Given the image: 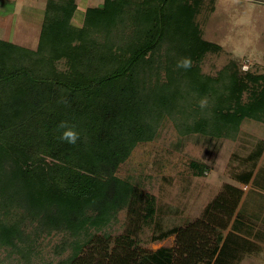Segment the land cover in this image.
Returning <instances> with one entry per match:
<instances>
[{"label":"trees","instance_id":"1","mask_svg":"<svg viewBox=\"0 0 264 264\" xmlns=\"http://www.w3.org/2000/svg\"><path fill=\"white\" fill-rule=\"evenodd\" d=\"M214 5L104 0L82 11L77 0H47L36 49L0 39V264H54L33 259L55 234L62 236L55 252L68 251L56 264H229L256 253L238 233L247 225L237 213L245 192L231 183L201 218L154 234H175L173 246L141 249L138 233L158 213L155 199L118 175L167 124L179 133L176 150L189 140L205 146L196 164L202 176L243 123L264 122V71L235 57L216 74L203 71L207 55L223 50L202 28ZM185 56L192 67L177 68ZM62 120L80 133L75 145L57 138ZM255 144L246 159L252 168L234 174L241 184H262L253 169L264 140ZM124 210L126 231L114 234L109 228Z\"/></svg>","mask_w":264,"mask_h":264},{"label":"rangeland","instance_id":"2","mask_svg":"<svg viewBox=\"0 0 264 264\" xmlns=\"http://www.w3.org/2000/svg\"><path fill=\"white\" fill-rule=\"evenodd\" d=\"M77 1L82 11L104 2ZM46 4L47 0H0V39L36 49ZM77 16L74 21L79 24L81 20ZM201 19L204 37L223 48L220 53L207 55L202 65L204 72L216 74L232 57L241 60L245 69H256L257 66L260 72L264 71V0H215L214 10L205 20ZM178 140L179 133L173 124H167L157 140L139 144L118 170L121 177L132 176L142 191L155 199L158 209L152 219L142 222L138 233L139 247L155 250L173 246L175 234L160 240L154 239V234L159 233V229L168 230L201 218L206 205L223 185L231 183L245 192L237 213L240 211L244 214L247 225L239 226L244 229L239 232L236 229V232L255 243L257 251L229 264H264V181L256 185L253 182L241 184L234 179V174L252 168L251 161L246 159L255 143L264 140V122L250 120L243 123L239 133L225 141L223 149L202 176H197L196 164L204 161L205 146L189 140L180 152L174 148ZM253 170L254 178L260 181L259 177L264 173V152ZM159 207L165 211L160 213ZM127 223V211H121L118 221L109 230L120 235L126 231ZM232 223L227 232L233 230ZM159 224L161 228L157 227ZM61 239L59 234L42 239L40 254L33 260L56 264L68 254V251L63 255L55 252V246ZM3 264L23 262L6 259Z\"/></svg>","mask_w":264,"mask_h":264},{"label":"clouds","instance_id":"3","mask_svg":"<svg viewBox=\"0 0 264 264\" xmlns=\"http://www.w3.org/2000/svg\"><path fill=\"white\" fill-rule=\"evenodd\" d=\"M192 63V58L190 56H185L177 60L176 67L188 70L192 67ZM199 107L201 109H206L208 107L207 97H203L199 100ZM56 131L59 133L57 138L62 142L75 145L80 139V133L77 131L76 126L67 120L60 121L56 126Z\"/></svg>","mask_w":264,"mask_h":264},{"label":"crops","instance_id":"4","mask_svg":"<svg viewBox=\"0 0 264 264\" xmlns=\"http://www.w3.org/2000/svg\"><path fill=\"white\" fill-rule=\"evenodd\" d=\"M84 1H85V0H84ZM85 2H86V1H85ZM79 13H82V11H80ZM259 178L261 179L260 181L263 182V181H264V173H262L261 176H260ZM259 178H258V179H259ZM260 181H258V182H260ZM261 182H260V183H261ZM249 184H250V183H249ZM247 192H248V190H247Z\"/></svg>","mask_w":264,"mask_h":264}]
</instances>
